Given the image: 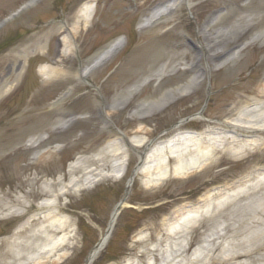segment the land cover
Listing matches in <instances>:
<instances>
[{
	"label": "rangeland",
	"instance_id": "rangeland-1",
	"mask_svg": "<svg viewBox=\"0 0 264 264\" xmlns=\"http://www.w3.org/2000/svg\"><path fill=\"white\" fill-rule=\"evenodd\" d=\"M168 1L0 0V264L85 263L125 195L139 161L137 150L127 148L122 177H105L60 197L63 208L57 212L67 217L68 227L50 239L41 230L47 220L40 214L46 209L37 207L49 197L41 187L52 182L57 192L72 177L84 176L82 168L68 173L69 165L95 156L120 132L155 140V152L161 154L167 147L159 142L179 131L174 128L177 123H183L179 126L183 131L214 126L225 130L221 123L227 118H236L239 110L264 101V38L253 39L264 29V0H188L170 17L152 25L144 22ZM85 3L93 4L94 15L87 25L80 23L73 50L61 40ZM23 6L27 7L18 12ZM237 32L242 36L225 38ZM217 36L219 45L213 44ZM115 41L118 47L97 63L98 53ZM234 51L236 56L224 62ZM41 65L51 66L59 76L43 78ZM86 69H90L88 75L80 79ZM194 74L202 77L190 94L146 118L134 113L144 101ZM219 133L203 141L214 148V158L202 168L182 176L168 173L157 182L152 181L159 173L155 168L135 176L129 205L122 209L107 245L92 264L128 260L147 264L152 257L160 264L168 244L180 237L167 232L164 219L180 206L204 203L212 187L240 180L247 185L243 193L200 220L184 254L193 255L205 239L226 227L228 234L211 252L212 257H222L217 264L248 261L246 256L231 261L232 251H248L252 264H264V131L256 133L258 144L244 147L243 152L234 149L246 139ZM152 163H159L157 155ZM99 165L87 163L90 168ZM175 165L170 158L169 168ZM20 195L28 202L22 213L16 203ZM238 221L245 223L234 236L232 228ZM65 234V242L51 245L52 239L61 240ZM139 234L145 237L139 239ZM65 252L68 256L59 260Z\"/></svg>",
	"mask_w": 264,
	"mask_h": 264
},
{
	"label": "bare ground",
	"instance_id": "bare-ground-1",
	"mask_svg": "<svg viewBox=\"0 0 264 264\" xmlns=\"http://www.w3.org/2000/svg\"><path fill=\"white\" fill-rule=\"evenodd\" d=\"M185 1L188 0H169L166 4L161 7H157L150 15L144 18V22L146 24H151L157 22L162 17H170ZM188 6H191L189 2H187ZM94 15V6L92 3H85L81 6L78 11V14L75 16V23L72 28L68 30L69 34L66 35L61 43L64 46H69L70 49L74 50V39L76 34L79 32L80 23L84 22L85 25L88 24L89 20ZM221 13L218 14L216 18H219ZM210 22V26H211ZM209 26V27H210ZM243 33L237 32L230 37L233 39L235 37L242 36ZM220 37V36H219ZM264 38V29L259 31L253 39ZM218 36L213 39V44L219 45L220 40H218ZM211 43V42H210ZM208 43V44H210ZM119 45V42H112L107 48L103 49L96 56L97 63L104 60L111 52L114 51ZM214 46V45H212ZM223 45H221L222 47ZM207 50V47L203 48ZM210 49H212L210 47ZM238 52L234 51L233 53H229L228 57L224 62H228L232 60ZM99 61V62H98ZM96 64H93L91 67H95ZM90 69H86L81 72L80 79H83L88 75V71ZM39 72L45 79H52L54 77L59 76V73L53 69L49 65H41L39 67ZM202 75H192L186 82L172 86L166 90H164L158 97L152 100H146L142 104H140L134 113L140 118H146L154 114L157 111L163 110L169 104L174 102L177 98L181 96H185L190 94L201 82ZM147 82L144 81L142 84L136 86L135 89L140 88V86L144 85ZM126 101L120 102L119 106H123ZM238 116L236 118H227V120L221 125L227 126V128L236 130V129H244L248 131H264V101L254 102L251 105L246 106L242 110L237 112ZM71 120L65 122L64 124H69ZM177 130H181L179 126H176ZM225 134V132H230L228 130H223L220 127H212L208 128L204 131H178L173 136L168 139L162 140L159 142L160 145H165L167 148L165 152H159L161 154L156 153L154 144L150 141H147L145 138H141L138 136H132L126 138L125 136L117 137L115 140L110 143L109 146L100 152H98L95 156L88 158H79L74 163L70 164L68 167V173H72L77 168L83 169L84 176L80 178L72 177L71 180L67 184H63L57 192H54L52 189V182L43 183L41 190L43 194H49L48 198H44L37 203V207L39 209H46L45 213H41L47 221L44 225H42L41 230L44 231V236L46 239H50L54 237L56 232H65L68 227L67 217L60 216L57 212L59 209L63 208V203H60V197L62 195H66L69 192L78 193L79 191L91 187L95 183L99 182L101 179L105 177H122L125 173V157L127 155V147L129 146L137 150L139 154V158L142 156L144 163L139 170L135 172V175L138 173H145L148 169L149 171L155 168L159 173L156 174L152 181L157 182L160 180L161 176H166L168 173L170 175H185L191 172L194 169L202 168L205 163L210 162L214 157V148L206 145L203 141L206 138H209L210 141L215 136H219L218 134ZM259 140V139H257ZM248 142V143H247ZM242 146L235 148L234 151H242L244 147L255 146L258 144L256 139L252 138L250 141H247ZM159 157V163L155 166L149 164L154 157ZM192 156V158L188 161L186 160L188 157ZM170 158H174L176 160V165L171 170L169 168ZM110 160V165L106 167L105 163ZM94 162L96 164H101L97 168H90L87 166V163ZM103 163V164H102ZM110 169L106 170V168ZM122 174V175H121ZM121 175V176H120ZM134 178V176H133ZM62 177L58 178V181H62ZM133 180L129 181L128 190L126 192V197L120 204L119 208L114 209L109 226L105 232H102L99 241L94 246V248L89 252L86 257L85 264H91L99 255V253L103 250V248L107 245L108 240L110 238V234L114 229L116 222L119 218V215L123 208L127 207L128 204V194L130 188L133 184ZM264 180V178L262 179ZM247 187L245 184V180H240L236 182H232L225 187L222 188H212L205 195V199H203L204 203H199L197 206H180L177 208L169 217L164 219L165 224H168L167 232L169 234L179 233V241L175 242L173 245L177 247H173L172 244H168L167 250L164 251V255H162V260L160 264H217V261L220 262L221 258L212 257L211 252L215 249L216 246L220 245L219 240L226 236L227 228L223 227L221 230L212 236H209L208 239H205L203 245H200L198 249H196L195 253L191 256L185 255L184 252L186 250V244L188 243L189 235L194 227H196L200 220L206 215H213L211 210L213 208H217L215 211L219 212V206L223 205L222 203L234 195H238L243 193V190ZM217 195L215 196L214 194ZM245 196V194H244ZM17 205H20L21 208L18 209L20 213L23 212V208L27 206V199L25 196H18L16 200ZM248 207L245 206V209ZM34 215L30 217L29 220L33 219ZM172 221L170 224L168 222ZM244 221H238L235 226L232 228V235L237 236L241 233V229L243 228ZM28 224V223H26ZM139 239L145 237L143 234H139ZM66 234L61 237V240L52 239L51 245L56 246L58 243H63L66 240ZM257 235L251 236L250 238H256ZM54 243V244H53ZM31 245V244H30ZM48 245V243H47ZM234 253H230L228 256L231 261L241 258L242 256L247 257V262L243 264H252V253L246 251L243 253H239L238 251H232ZM68 256V253H63L60 259H65ZM124 264H136L135 261H127ZM147 264H156L155 258L152 257L147 261Z\"/></svg>",
	"mask_w": 264,
	"mask_h": 264
},
{
	"label": "water",
	"instance_id": "water-1",
	"mask_svg": "<svg viewBox=\"0 0 264 264\" xmlns=\"http://www.w3.org/2000/svg\"><path fill=\"white\" fill-rule=\"evenodd\" d=\"M119 205V204H118ZM117 207H119V206H117Z\"/></svg>",
	"mask_w": 264,
	"mask_h": 264
}]
</instances>
